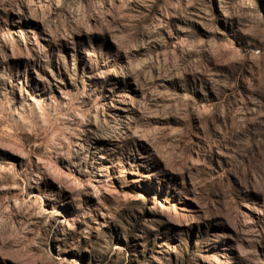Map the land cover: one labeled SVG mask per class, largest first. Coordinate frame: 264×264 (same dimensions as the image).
<instances>
[{
    "label": "rangeland",
    "instance_id": "obj_1",
    "mask_svg": "<svg viewBox=\"0 0 264 264\" xmlns=\"http://www.w3.org/2000/svg\"><path fill=\"white\" fill-rule=\"evenodd\" d=\"M0 264H264V0H0Z\"/></svg>",
    "mask_w": 264,
    "mask_h": 264
}]
</instances>
